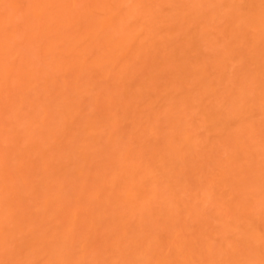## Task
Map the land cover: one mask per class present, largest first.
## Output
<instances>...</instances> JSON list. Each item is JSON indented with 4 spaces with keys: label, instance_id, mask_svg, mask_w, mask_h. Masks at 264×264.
Instances as JSON below:
<instances>
[{
    "label": "bare ground",
    "instance_id": "obj_1",
    "mask_svg": "<svg viewBox=\"0 0 264 264\" xmlns=\"http://www.w3.org/2000/svg\"><path fill=\"white\" fill-rule=\"evenodd\" d=\"M0 264H264V0H0Z\"/></svg>",
    "mask_w": 264,
    "mask_h": 264
}]
</instances>
